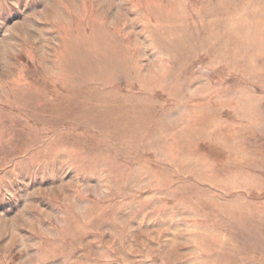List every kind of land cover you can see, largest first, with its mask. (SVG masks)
I'll return each mask as SVG.
<instances>
[{
	"label": "rangeland",
	"instance_id": "obj_1",
	"mask_svg": "<svg viewBox=\"0 0 264 264\" xmlns=\"http://www.w3.org/2000/svg\"><path fill=\"white\" fill-rule=\"evenodd\" d=\"M0 264H264V0H0Z\"/></svg>",
	"mask_w": 264,
	"mask_h": 264
}]
</instances>
